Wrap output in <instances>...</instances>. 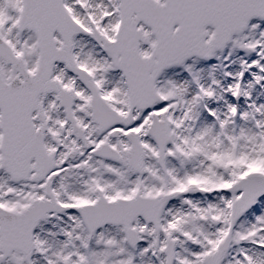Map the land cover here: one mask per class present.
<instances>
[{
	"label": "snow or ice",
	"instance_id": "6c2138e0",
	"mask_svg": "<svg viewBox=\"0 0 264 264\" xmlns=\"http://www.w3.org/2000/svg\"><path fill=\"white\" fill-rule=\"evenodd\" d=\"M0 264H264V0H0Z\"/></svg>",
	"mask_w": 264,
	"mask_h": 264
}]
</instances>
